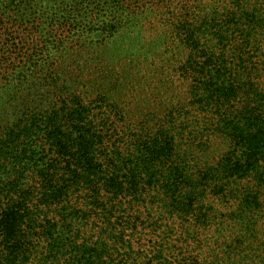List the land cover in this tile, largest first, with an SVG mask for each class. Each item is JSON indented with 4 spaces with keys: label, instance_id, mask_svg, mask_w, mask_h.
Here are the masks:
<instances>
[{
    "label": "trees",
    "instance_id": "1",
    "mask_svg": "<svg viewBox=\"0 0 264 264\" xmlns=\"http://www.w3.org/2000/svg\"><path fill=\"white\" fill-rule=\"evenodd\" d=\"M53 1L0 0V264H264V0ZM140 56L186 96L122 121Z\"/></svg>",
    "mask_w": 264,
    "mask_h": 264
},
{
    "label": "rangeland",
    "instance_id": "2",
    "mask_svg": "<svg viewBox=\"0 0 264 264\" xmlns=\"http://www.w3.org/2000/svg\"><path fill=\"white\" fill-rule=\"evenodd\" d=\"M52 1L53 0H49L50 4L48 3V5L52 6L53 5ZM53 3L56 4L54 1ZM86 10H87L86 8L83 10L80 9V12L84 14L85 16L84 18H88L89 20L92 21L93 18L89 16V13H87ZM94 22L95 21L93 19V23ZM149 29H151L152 31H150L149 34H146V36L148 37L147 39L148 45H149L150 40L153 43V38L156 37V34L155 33L153 34V29L161 30L162 24L157 19H153L152 22L147 21L145 22L144 31H148ZM9 32L10 34L13 35V37L17 38V41L20 39L24 40L23 37L27 34V33H21L20 29L18 28H16V32L14 34L11 33V30ZM165 33L167 34L168 32H165ZM118 45L119 44H115V46H118ZM125 45H120V46H124L121 49L122 51H120L121 55H123V51L126 49ZM162 49L163 50L168 49V53L164 57L166 59L170 55V51L174 49V44L169 45V47L164 46ZM24 50L26 51V56L24 57L25 59L30 54L29 53L30 47L28 46ZM134 52L135 51H129V53L127 52L126 59L129 58V55H132ZM9 53H10L8 56L9 59L6 62H4V60L0 57V81L3 78V76H5L11 70L13 66L21 63L20 60L24 56L25 52L24 51L19 52L17 50L15 51L14 49H11ZM117 53L118 51L113 52V54H117ZM144 53H145L144 51L139 52L140 55H143ZM109 61L110 60L107 58V63L109 65L104 64V65H101L99 68L98 67L96 68L95 70L96 75L94 78L95 80L97 79V86L101 84L102 80L105 82V85L109 88H112L114 85L119 86L118 88L119 90L117 92L112 91V93L114 94V98L117 100L116 104H118V106L123 104V108H125L124 115L121 114V116L117 117L119 120L129 121V119H134V120L140 119L143 121L144 119H147V118L151 119L150 115L153 114V110H155L158 104L162 102L176 103L180 101L179 96L183 99L186 96L185 94L182 95L183 93L182 83L178 82L175 79L174 80L172 78L167 79V77H165L163 78L164 82H161V88L163 89L167 87V91L166 90L162 91L164 93V96H160L157 101L153 102V91H156V90L161 91V89L159 88V84L154 79L160 78L161 77L160 75H164L166 73H169L170 71V70L162 68V67H166V62H164L162 65L158 64L154 67L153 58L146 61L144 59H141V56H140V58H138V65H137L138 69H136V72L137 71L140 72L139 75L137 74L132 78H126L125 72L128 70V69L126 70V68L129 66V61L124 60V62H121L118 65L114 63L110 64ZM110 73L116 74L113 76L112 80H109ZM153 75H154V79H153ZM186 89L187 87L184 88V91H186ZM1 120L2 118L0 117V121ZM117 126L121 127L122 123L118 124ZM77 203L78 204L82 203V199H80ZM179 234L175 236L174 238L175 241L178 240V238L182 235L181 234L179 236ZM207 235L208 237H210L212 233H208ZM184 242L191 244L190 239L185 240ZM177 245L180 247V249L182 248L184 249L187 247L182 242H179ZM207 249H208L207 245L198 244L196 245L195 253L205 256V251Z\"/></svg>",
    "mask_w": 264,
    "mask_h": 264
}]
</instances>
